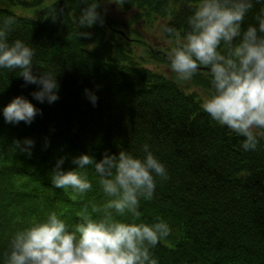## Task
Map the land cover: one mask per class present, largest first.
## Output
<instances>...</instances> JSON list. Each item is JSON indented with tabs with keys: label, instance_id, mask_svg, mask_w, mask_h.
Wrapping results in <instances>:
<instances>
[{
	"label": "trees",
	"instance_id": "obj_1",
	"mask_svg": "<svg viewBox=\"0 0 264 264\" xmlns=\"http://www.w3.org/2000/svg\"><path fill=\"white\" fill-rule=\"evenodd\" d=\"M95 2L0 0V25L9 16L15 20L8 42L18 39L31 47L33 74L49 73L59 85L56 102L40 103L32 93L41 86L25 84L20 70L0 69V264L14 235L45 222L51 212L70 232L85 212L93 219L102 215L93 206L102 208L110 198L94 166L82 170L91 190L78 195L52 184L58 160L64 158L61 170L67 172L76 169L72 159L82 154L97 162L105 152L144 159L145 145L168 178L156 176L154 198L140 199L139 221L130 214L116 219L169 225L170 235L151 249L158 264H264V136L258 137L256 150L245 151L243 137L203 111L212 93V78L203 66L187 88L148 67H170L167 56L176 36L165 28L182 37L200 0H104L160 31L165 39L160 50L138 31H122L108 11L103 26L80 29L82 7ZM262 8L264 2L254 3L243 29L257 24ZM49 17L56 20L45 28ZM79 31L92 33L91 39H79ZM219 51L224 53V46ZM85 89L97 96L96 106ZM16 97L42 114L31 124L5 122L3 108ZM26 139L34 142L31 156L14 145L19 140L23 147Z\"/></svg>",
	"mask_w": 264,
	"mask_h": 264
},
{
	"label": "clouds",
	"instance_id": "obj_2",
	"mask_svg": "<svg viewBox=\"0 0 264 264\" xmlns=\"http://www.w3.org/2000/svg\"><path fill=\"white\" fill-rule=\"evenodd\" d=\"M83 2V0H82ZM123 0H120L122 3ZM264 0H200L188 18V30L181 37L176 30L165 31L176 36L175 47L169 52L170 75L175 81L189 82L203 66L210 70L212 93L202 103V109L212 120L244 138L245 151L256 150L258 137L264 136V8L255 16L256 25L243 29L246 15L254 3ZM107 7L104 0L85 4L77 23L80 29L94 24L104 25ZM53 22L56 18L52 17ZM13 17L0 25V69L20 70L25 84L41 86L32 93L40 103L52 104L59 99L57 79L49 73L33 74L34 50L15 40L8 42ZM258 25V26H257ZM79 39H91L92 33L79 31ZM224 46V53L219 51ZM85 94L96 106L97 96L85 89ZM42 114L23 97L14 98L3 108L5 122L31 124ZM16 149L31 156V139L14 141ZM144 159L126 152L103 154L99 162L93 156L82 154L73 158L75 170L63 171L64 158L58 160L52 173L56 188L71 189L78 195L91 190L92 184L84 171L94 166L102 190L110 199L102 208L93 206L99 219L86 212L75 231L55 212L45 222L18 231L10 242V251L4 253L5 264H158L151 249L167 238L171 229L163 220L154 224L127 223L116 216L131 215L139 221L140 199L154 198L158 176L168 178L166 169L144 146ZM115 213V215H114Z\"/></svg>",
	"mask_w": 264,
	"mask_h": 264
},
{
	"label": "rangeland",
	"instance_id": "obj_3",
	"mask_svg": "<svg viewBox=\"0 0 264 264\" xmlns=\"http://www.w3.org/2000/svg\"><path fill=\"white\" fill-rule=\"evenodd\" d=\"M107 11L110 13V15L117 19L122 25L121 30L125 31L127 33H131V31H138L141 35L142 39L149 44V46H153L155 49L162 48V41L165 39L163 38V35L160 31H158L156 28H149L148 26L144 25L143 22L139 19L134 18L135 13L132 11L125 12L121 9V7L118 4L111 3L110 5H107ZM36 16V15H35ZM139 38V36H138ZM167 42L164 43L166 45ZM170 44V43H169ZM147 49V48H146ZM145 49V50H146ZM148 50V49H147ZM139 56H143L144 54L139 48L138 51ZM148 67L152 70L161 71L164 73H167L170 75V67L166 65H148Z\"/></svg>",
	"mask_w": 264,
	"mask_h": 264
},
{
	"label": "water",
	"instance_id": "obj_4",
	"mask_svg": "<svg viewBox=\"0 0 264 264\" xmlns=\"http://www.w3.org/2000/svg\"><path fill=\"white\" fill-rule=\"evenodd\" d=\"M51 24H52V18L49 17L47 20L44 21L43 26H44L45 28H49V27H51ZM204 70H207V71L210 72L209 69H204ZM170 80H171L176 86L181 87V88H187V87H189V86L191 85V82H190V81H189V82H179V81H175V80L172 78L171 75H170Z\"/></svg>",
	"mask_w": 264,
	"mask_h": 264
}]
</instances>
